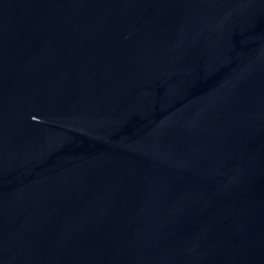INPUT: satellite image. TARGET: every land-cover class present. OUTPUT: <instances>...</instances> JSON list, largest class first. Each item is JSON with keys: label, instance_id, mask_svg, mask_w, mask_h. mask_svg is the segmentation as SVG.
I'll return each mask as SVG.
<instances>
[{"label": "water", "instance_id": "95a60500", "mask_svg": "<svg viewBox=\"0 0 264 264\" xmlns=\"http://www.w3.org/2000/svg\"><path fill=\"white\" fill-rule=\"evenodd\" d=\"M0 264H264V0H0Z\"/></svg>", "mask_w": 264, "mask_h": 264}]
</instances>
